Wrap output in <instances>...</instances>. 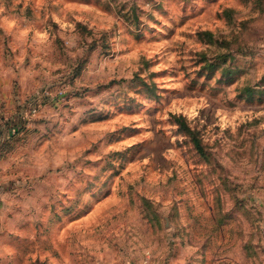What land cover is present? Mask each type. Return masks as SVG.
<instances>
[{
    "label": "rangeland",
    "instance_id": "obj_1",
    "mask_svg": "<svg viewBox=\"0 0 264 264\" xmlns=\"http://www.w3.org/2000/svg\"><path fill=\"white\" fill-rule=\"evenodd\" d=\"M0 91L2 264H264V0H0Z\"/></svg>",
    "mask_w": 264,
    "mask_h": 264
},
{
    "label": "crops",
    "instance_id": "obj_2",
    "mask_svg": "<svg viewBox=\"0 0 264 264\" xmlns=\"http://www.w3.org/2000/svg\"><path fill=\"white\" fill-rule=\"evenodd\" d=\"M19 92H17V89H15V93H14V98L15 100L19 101L20 95L18 94ZM7 95H5V99ZM3 99V95L1 94L0 91V101ZM9 126V125H8ZM9 130L7 128V125H5L4 121L1 120V115H0V148L1 145L5 142L7 135L6 133H8ZM7 195V190L4 187L0 186V232L3 231H8L6 228L8 229H13V220H14V216L11 217L6 213V209L8 208L6 205L7 200L5 199ZM2 234L0 233V259H3V255L7 256V253H9L10 250V245L11 243H15L14 242V238L9 237V236H1ZM0 264H2L0 262Z\"/></svg>",
    "mask_w": 264,
    "mask_h": 264
},
{
    "label": "trees",
    "instance_id": "obj_3",
    "mask_svg": "<svg viewBox=\"0 0 264 264\" xmlns=\"http://www.w3.org/2000/svg\"><path fill=\"white\" fill-rule=\"evenodd\" d=\"M177 119H178L177 120L178 124H179V126L181 128L182 127H185V128L187 127L189 129L190 135H191L194 143L196 144V146L199 147L200 146V139L198 138V136L195 135L194 131L190 127H188V125L184 122L183 117L179 116ZM32 264H46V261L45 260L36 259Z\"/></svg>",
    "mask_w": 264,
    "mask_h": 264
},
{
    "label": "built area",
    "instance_id": "obj_4",
    "mask_svg": "<svg viewBox=\"0 0 264 264\" xmlns=\"http://www.w3.org/2000/svg\"><path fill=\"white\" fill-rule=\"evenodd\" d=\"M32 110H33V112H36V111H37V108H36V107H34ZM12 129H13V130H15V127H14V126H12Z\"/></svg>",
    "mask_w": 264,
    "mask_h": 264
}]
</instances>
